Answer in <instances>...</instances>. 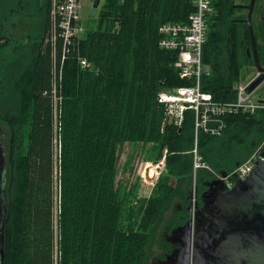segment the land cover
I'll list each match as a JSON object with an SVG mask.
<instances>
[{"label": "trees", "instance_id": "16d2710c", "mask_svg": "<svg viewBox=\"0 0 264 264\" xmlns=\"http://www.w3.org/2000/svg\"><path fill=\"white\" fill-rule=\"evenodd\" d=\"M233 3L215 1L203 49V64L210 73L203 75L201 87L220 104L237 102L242 70L253 64L248 26L230 17ZM51 7V0H0V130L8 129L11 179L5 264H54ZM193 12L191 0H103L97 25L81 47L91 70H82L74 53L62 65L59 42L61 264L165 261L173 249L169 238L191 217L194 185L202 205L214 173L230 174L264 143V110L229 114L220 136L199 132L198 153L210 169L195 170L194 111L185 113L181 127L161 128L165 114L159 93L192 81L180 78L178 53L160 49L159 30L164 24H187ZM17 14L42 21L41 31L30 35L27 44L6 34L8 19ZM259 33L263 65L261 27ZM126 144L132 153L125 170H133L137 151H151L155 163L165 157L167 173L138 207V181L130 187L118 182Z\"/></svg>", "mask_w": 264, "mask_h": 264}, {"label": "built area", "instance_id": "2783aa9c", "mask_svg": "<svg viewBox=\"0 0 264 264\" xmlns=\"http://www.w3.org/2000/svg\"><path fill=\"white\" fill-rule=\"evenodd\" d=\"M82 1L51 0L49 42L52 48L55 70L50 97L55 115L54 123L57 116L60 115V104L63 101V69L60 68V72L56 70L59 42L62 65L68 55L74 53L77 55L82 70H91L93 67L92 63L87 58H84L81 53L82 42L85 37V27L81 15ZM91 1L93 2L94 0ZM215 1L191 0L194 12L189 16L187 24H164L159 30L161 36L159 41L160 49L177 52L178 60L175 63V67L179 71L180 78L192 81L190 86L160 92L158 102L164 107L165 124H174L181 127L185 113L189 110L194 111L196 136L193 154L195 170L201 168L210 169L209 166L202 162V158L198 153V135L200 131L220 136L226 128L225 116L239 112L255 114L259 110H264L263 101H255L252 94L246 93L249 83L238 84V99L237 102L232 104L217 103L211 94L202 90L201 79L204 74L209 75L210 73V69L203 64V49L207 41L208 21L214 12ZM166 153L167 151H165ZM258 160H264V143L236 170L226 177H218H222L221 179L226 183L227 189H231L236 181L245 180L251 174ZM60 184L61 177L57 170V190L61 189Z\"/></svg>", "mask_w": 264, "mask_h": 264}, {"label": "water", "instance_id": "95a60500", "mask_svg": "<svg viewBox=\"0 0 264 264\" xmlns=\"http://www.w3.org/2000/svg\"><path fill=\"white\" fill-rule=\"evenodd\" d=\"M101 2L93 1V15H97ZM255 2L251 0L244 7L249 11L244 21L251 39L248 54L253 58L258 72L247 85L246 93L249 95L264 83V67L253 25ZM261 22L264 36V1ZM7 169L8 159L0 142V264H5L6 260L5 230L9 205L5 179ZM222 176L226 177L227 174ZM216 182L223 183L224 180ZM224 191L214 202L216 212L212 213L204 231L193 234L191 217L185 226L173 232L170 240L179 241L180 248L167 257L165 264H264V160H258L251 174L245 180L236 181L231 189H227L225 183ZM188 209L192 214V204Z\"/></svg>", "mask_w": 264, "mask_h": 264}, {"label": "rangeland", "instance_id": "374dc122", "mask_svg": "<svg viewBox=\"0 0 264 264\" xmlns=\"http://www.w3.org/2000/svg\"><path fill=\"white\" fill-rule=\"evenodd\" d=\"M83 8L81 11V15L83 17V25L85 29V36L95 29L98 21V13L97 15H93V2L91 0H83ZM103 5V0L101 2L100 8ZM99 8V9H100ZM98 9V12H99ZM8 27H6L7 33L9 37L13 39V41H18L19 44H27L28 43V37L34 33H38L41 31L42 28V21L39 19V17L31 16L28 14H17L13 18L8 19ZM16 24V30L12 28V25ZM253 25L255 29L256 36L259 38V24L256 23L253 19ZM14 35L15 39L11 36ZM11 39V40H12ZM260 39V38H259ZM17 42V43H18ZM257 70L253 66H246L242 70V80L240 83H249L251 80H253L257 76ZM238 86V85H237ZM252 97L255 101H264V83L252 94ZM54 113H53V134H52V143H51V152H52V158H53V171H52V203H53V217H52V226L54 230V241H55V253H54V264H61L62 260V242H61V221H60V215H61V202L63 199L62 195V189L56 188V171L58 170V174L62 175L63 172V163H62V154H63V144H62V123L60 122V115L57 116L56 122L54 123ZM56 127V130H55ZM165 127V120L162 123V129L164 130ZM8 129L6 131L0 130V135L3 137V141L5 142V145L7 147V144H9V134ZM4 133H6V136L4 138ZM141 150V149H140ZM9 152V150L7 151ZM151 151H148L147 154L141 150L137 151L135 156L133 157L131 166L133 167V170H125V162L128 161L131 153L132 148L129 145H125V147L122 150L121 158L119 161V175H118V182H124L125 184H128L129 187L132 184H135L136 181H138V189H137V196L138 200L136 202V206L138 207L140 205V201L146 200L151 196V192L156 186L160 176L166 172L165 168V159L162 157V159L155 163L153 159H150ZM9 171V168H8ZM215 177L220 176L217 173H214ZM222 176V175H221ZM223 177V176H222ZM222 177H217V179L220 181L222 180ZM172 183H175V180H172ZM224 186H225V182ZM61 186V184H60ZM198 187L195 184L192 191V219L194 221L196 216V209L198 206H201L198 202ZM10 197V196H9ZM8 202L9 198L7 196ZM202 208H199V210ZM58 213V218H57ZM190 217V219H191ZM188 220V222L190 221ZM57 220V222H56ZM187 222V223H188ZM57 223V225H56ZM186 223V224H187ZM185 224V225H186ZM184 225V226H185ZM170 241V238H169ZM61 242V243H60ZM174 244H178V247L176 250L180 248V242L174 241ZM174 250V251H176ZM173 253V252H172ZM157 258V257H155ZM166 261V260H165Z\"/></svg>", "mask_w": 264, "mask_h": 264}, {"label": "flooded vegetation", "instance_id": "af4514ba", "mask_svg": "<svg viewBox=\"0 0 264 264\" xmlns=\"http://www.w3.org/2000/svg\"><path fill=\"white\" fill-rule=\"evenodd\" d=\"M250 1L251 0H234V3H233L234 11H232V13L230 14L231 20H233L237 23L246 24L244 21L246 20L249 11L247 9H245L244 7L248 6L250 4ZM263 1L264 0H256L255 6H254V11H253V19L256 23L259 24V27H261L262 34H263V27H262V22H261V11H262V7H263ZM252 66L254 67V63L252 64ZM262 66L264 67V64ZM256 74L258 75V72ZM5 136H6V133H4V138H5ZM0 142L2 143V146L5 149V153H6V156L8 159V152L7 151L9 150V146L7 144V147H6L5 142L3 141V137L1 135H0ZM217 177L212 182L213 186L210 187L209 192L206 194H202V196H201L202 205L198 206V208L196 209V211H197L196 216L197 217H195V219L193 221V225H194L193 226V234H195L196 232L201 233L202 231L205 230V228H206L205 225L212 218V213L216 212L214 202L225 192L224 191L225 190L224 184L221 182L220 183L216 182L218 180ZM5 179H6V194L9 198L8 190L10 189L11 179H10L8 169L6 171ZM7 205H8V203H7ZM201 207H203L202 211H201V209L199 210V208H201ZM6 231L7 230H5V248H6V242H7ZM170 241L173 245L172 252H174V250L177 249L178 244H174V241H172V240H170ZM168 256H170V255H168ZM156 264H165V261L162 262L160 260H157Z\"/></svg>", "mask_w": 264, "mask_h": 264}, {"label": "crops", "instance_id": "0c3cea01", "mask_svg": "<svg viewBox=\"0 0 264 264\" xmlns=\"http://www.w3.org/2000/svg\"><path fill=\"white\" fill-rule=\"evenodd\" d=\"M50 25H51V21H50Z\"/></svg>", "mask_w": 264, "mask_h": 264}]
</instances>
